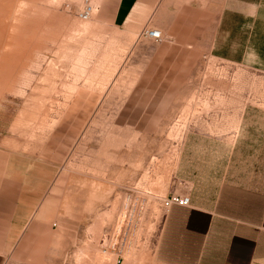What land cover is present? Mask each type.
<instances>
[{"label":"rangeland","instance_id":"374dc122","mask_svg":"<svg viewBox=\"0 0 264 264\" xmlns=\"http://www.w3.org/2000/svg\"><path fill=\"white\" fill-rule=\"evenodd\" d=\"M114 1L0 0V137L54 166L32 264H150L162 200L185 194V142L230 136L243 105L264 114V69L248 63L202 54L186 84L163 85L139 51L154 43L141 37L155 18L126 36L110 25Z\"/></svg>","mask_w":264,"mask_h":264},{"label":"crops","instance_id":"0c3cea01","mask_svg":"<svg viewBox=\"0 0 264 264\" xmlns=\"http://www.w3.org/2000/svg\"><path fill=\"white\" fill-rule=\"evenodd\" d=\"M154 18L162 39L142 35L154 43L139 51L162 70L163 85L186 84L202 54L264 69V0H115L109 19L137 36ZM176 95L197 97L170 99ZM235 116L230 136L185 142L177 175L190 203L165 210L150 264H264V114L243 105ZM190 147L198 150L192 156ZM45 152L0 137V264L34 261L31 245L46 228L39 221L47 220L54 186Z\"/></svg>","mask_w":264,"mask_h":264},{"label":"built area","instance_id":"2783aa9c","mask_svg":"<svg viewBox=\"0 0 264 264\" xmlns=\"http://www.w3.org/2000/svg\"><path fill=\"white\" fill-rule=\"evenodd\" d=\"M92 7L86 5L84 10L79 14L80 19L87 20L92 13ZM143 36L159 41L162 39L161 31L156 28H146L142 32ZM190 203L189 196L187 194L171 193L162 200L163 207L168 210L172 205L188 206Z\"/></svg>","mask_w":264,"mask_h":264}]
</instances>
